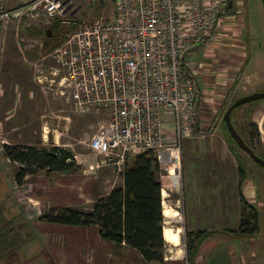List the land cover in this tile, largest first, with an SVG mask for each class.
Returning a JSON list of instances; mask_svg holds the SVG:
<instances>
[{
	"label": "rangeland",
	"instance_id": "374dc122",
	"mask_svg": "<svg viewBox=\"0 0 264 264\" xmlns=\"http://www.w3.org/2000/svg\"><path fill=\"white\" fill-rule=\"evenodd\" d=\"M14 1L20 2L21 0ZM234 1L235 6L229 13L231 14L229 17L231 30L239 36H242L241 51L247 52L248 50L251 57L252 52L257 50L259 41L264 44L263 37H258L256 39L257 35L259 36L260 34L259 26H264V7L262 0ZM10 5H13L11 0ZM69 7L70 9L67 13L66 0L65 13L61 17V20L55 23L53 21L47 25L42 20H36L26 16H23L21 20L16 23L14 22V17L16 16H14L6 23L3 30L0 28V200L1 198H7V202L5 199L0 201V226L3 224L23 226L22 234L33 231L35 237L38 234V229L37 225H33L32 223L43 211H39L40 204L36 201H43L41 197L45 189L42 187L46 188L49 178L52 180L51 183L55 184L61 181L64 176H55L54 174L46 175L45 172H41L43 174H37L28 180L26 188L20 189L23 193V197H21V193L18 192L21 200L18 199L13 192V177L18 163L12 162L5 155L3 144L28 143L32 141L40 146L59 143L74 151V153L78 154L81 158H84L85 162H82L81 166L93 167L94 160H96L97 157H95L94 151L90 148L89 143L105 117L103 111L75 110L72 103L67 101V84L60 82L61 73H53L55 68L60 66L54 54L58 51V48L66 47L68 32L70 33L79 28L81 24L90 23L97 18L112 16L114 14V0H70ZM237 20L240 21V23ZM248 21L249 24L255 25L254 35L250 37L249 32L247 33L248 35L245 36L247 31L246 24ZM48 28L52 30L51 36L47 35ZM246 37H248L247 42L244 43L243 41ZM228 40L229 38L222 39L219 37L218 43L222 42L221 44H223ZM240 41L236 42L237 45L235 49L240 48ZM208 43L209 41L203 42L198 48L194 49L195 53L198 49L207 47ZM221 44H217L216 46ZM198 63V59L192 61L188 65L187 71L193 74L195 86L201 93L204 90L202 87L204 81L200 74L197 73ZM247 66L248 69L246 71L248 74L253 72V70H255L256 73L261 71L259 67H256L252 59L246 63L245 69ZM50 78H55V80L52 81V86H49ZM36 81L42 82V84L39 85ZM259 90H264V87H260L258 90H249L246 94ZM43 96H45L44 99H50L49 101L53 103L51 110L46 113L45 119L49 122V125L55 126L56 129L49 134L48 129H46L47 127H43L42 122L40 125V122L36 121L35 126L36 128H40L41 131L39 130L38 137L34 135L32 140V138H30L33 132L31 128H22V126L31 127V125H25L26 118L24 117L21 107H19L18 100L31 101V99L37 100ZM235 99H229L227 102L231 104ZM262 101L264 102V99ZM227 107L226 105H221L219 113L216 114V133L210 138L186 136L182 138L180 142H177L173 134V125L164 132L162 148H180V152H177L176 149L168 150V159L160 160L161 171L159 176L163 182V186H166L168 189V195L164 199L165 203L170 207L171 211L178 212L177 215L169 219L168 224V230L171 225L175 227L174 233L172 232L174 243H171L174 246H172L169 251L170 254H168L171 259L173 256H178L179 259H183L185 256L184 245L186 246V238L184 235V240H182L183 230L181 227L183 224L185 228L187 227L190 229L192 225L203 222L206 216H209L215 224H222L224 226L235 224L233 213L235 206L234 199L237 195L236 192H232L231 187L237 184L235 179L239 178L237 157H240L242 166L245 167L244 169L248 175L256 173H262L264 175L263 167L252 160V158L243 149L238 147L236 143L228 140V136L221 126V120L225 113L224 109ZM7 109L13 110V115L7 120L8 122L2 120V116L7 112ZM250 109L251 104H244L237 108L233 112V120L245 139L250 144H253L252 146L256 148L258 152H262L258 149L260 139L255 138L252 143L249 136L250 130L254 133V127L249 124L250 121H253L252 114L250 115L251 118H249ZM162 112L163 120L169 121L171 115H166L164 111ZM17 115L22 116L17 117ZM25 115L27 116V114ZM31 118L32 114H29V119L31 120ZM46 121L45 123H47ZM166 124L168 125V123ZM22 131L24 134H27L24 138L21 137ZM45 133H47V135ZM42 137H45V143L41 140ZM6 140H9V142H5ZM17 140L23 142H16ZM39 142L42 144H39ZM211 146L216 147L222 152L218 159L209 155L208 148L205 149V147ZM199 147H203V149L201 150ZM157 153L159 156V152ZM133 160L134 157H132L127 164H131ZM178 166H180V176L175 178L171 174L174 168L178 171ZM82 169L81 167L80 173H83ZM96 176V180L98 181L95 186L97 190L100 191V196L107 194L114 186L123 184V173L119 172L114 166L102 168L96 173ZM42 177L43 184L41 187L38 185ZM255 178L257 183L261 182L259 181L260 177L258 175H255ZM219 179H223L220 181H226V184H228L224 185L222 188L221 185L218 184ZM49 188L51 187H48V189ZM28 196L31 197L28 198ZM13 198L17 203H19V201H23L24 203L23 209L20 204H17V209L13 211L17 212L20 210L22 214L19 217H12L10 215L5 216L6 212H10L9 210L16 206L14 200H12ZM221 199L227 202L229 208V216L226 218H217L216 216V202L219 203ZM9 201H12V203ZM212 208H214V210H212ZM3 215L5 218L1 220ZM239 224L240 218L237 225L239 226ZM262 226L264 227V211L262 214ZM178 231L181 232L180 237H178ZM184 264L187 263L184 262Z\"/></svg>",
	"mask_w": 264,
	"mask_h": 264
},
{
	"label": "built area",
	"instance_id": "2783aa9c",
	"mask_svg": "<svg viewBox=\"0 0 264 264\" xmlns=\"http://www.w3.org/2000/svg\"><path fill=\"white\" fill-rule=\"evenodd\" d=\"M65 5L66 0H25L11 7L0 0V28L14 16L17 23L23 16L47 25L60 21ZM234 6V0H114L112 16L67 33L66 47L54 54L60 66L53 73H61L75 110L105 113L89 143L95 169L114 166L122 172L147 149L160 156L168 129L163 110L171 115L177 142L213 127L201 119L202 97L187 58L203 42L231 30ZM50 79L52 86L55 78Z\"/></svg>",
	"mask_w": 264,
	"mask_h": 264
},
{
	"label": "crops",
	"instance_id": "0c3cea01",
	"mask_svg": "<svg viewBox=\"0 0 264 264\" xmlns=\"http://www.w3.org/2000/svg\"><path fill=\"white\" fill-rule=\"evenodd\" d=\"M11 1L13 2V5H10V0H8V3L11 7H13L22 4L25 0H21L20 2H15L14 0ZM238 22L240 23V21ZM246 25L247 31L245 36L248 35V32L249 37L254 35L255 25L251 23L249 24V21ZM222 30L219 32H222ZM259 32L260 34L259 36L257 35L256 39L258 37L264 38V26H259ZM220 36L222 39L229 38V40L223 44H221L222 42L218 43L219 40L210 42L208 43L207 47L198 49L196 53L194 52L187 58V62L189 64L196 59L199 60L197 73L200 74L204 81V85L202 86L204 90L201 92V101L203 104L201 119L207 126L213 125V127L210 129L208 127L204 134L201 135V137L204 138H210L216 133L215 124L217 122L215 118L216 114L219 113L221 105L229 103L227 102L229 99L233 100L245 95L249 90H258L260 87H264V44L259 41L257 44V50L252 52L250 57V52H248V50L247 52L241 51L242 36H239L238 34L234 33L233 30L229 29L223 30V33ZM247 38L248 37L244 39V43L247 42ZM237 41H240L239 49H235ZM217 44L221 45L216 46ZM194 54L197 58L194 56ZM250 59L254 61L256 67L261 69L260 72L256 73V71L253 70V72L248 74L246 71L248 66L246 69L245 66L246 63L250 61ZM36 83L40 85L38 81H36ZM44 97L45 96L42 97L43 99L39 98L37 100L31 99V101L18 100L19 107H21L24 117L26 118L25 125H31V127L22 126V128H31L33 132L30 138H32V140L34 135L38 137L40 130V128H36L35 126L36 121L40 122V125L42 122V126L47 127L46 129H48L49 134L51 131L56 129L55 126H52L51 124L50 126L49 122H47L45 119L46 113L51 110L53 103L49 101L50 99H44ZM25 114H27V116ZM29 114H32L31 120L29 119ZM12 115L13 110L7 109V112L2 116V120L8 122L7 120L10 119V116ZM19 116L17 115V117ZM252 120L256 122L259 128L260 142L258 149L262 151L260 153H264L263 101L260 102L252 112ZM45 121L47 123H45ZM164 123L168 129L173 125V122L170 120L165 121ZM166 123H168V125ZM45 134L47 135V133ZM26 136L27 134H24L22 131L21 137L24 138ZM41 140L43 143L46 142L45 137H42ZM5 142H9V140H6ZM16 142L23 141L17 140ZM28 143L35 144L32 141H29ZM39 144L42 143L39 142ZM199 148L201 150L203 149V147ZM206 148H208L209 155L216 159H218L220 154H222V152L216 147L211 146L205 147V149ZM77 162L82 165L79 161ZM81 167L83 168V173H80L81 169L75 173H63L59 171L53 172L52 174L55 176L64 177H62L61 181L55 184H52V180L49 178L46 188L42 187V179L44 176L41 178L38 186H41L43 189H45V191L41 197L43 201L36 200L40 204L39 211H44V209L48 208L49 206H91L94 200L100 196V191H98L95 186V184L97 185L98 181L96 180V173L104 167L98 169H95L94 166ZM178 167V171H176L174 168V171L171 174L175 178L180 176V166ZM41 172H45V170H41L37 174H43ZM37 174L27 175L23 185H18L15 180H13V192L16 194L18 199H20L18 192H20L22 195L21 197H23V193L20 191V189L26 188L28 185V180ZM255 175L260 177L259 181L261 182L257 183L255 181ZM220 180L223 179H219L218 181V184H220L222 188L224 185L228 184H226V181ZM235 180L237 184H234V187H231L232 192H236L237 195L234 199L235 206L233 213L235 224L230 226L215 224L214 221L209 218V216H206L204 217L203 222L192 225L190 228L191 230L208 229L209 231V233L206 236H203L199 241V248L196 251L195 257L196 264H264V227L262 226V214L264 211V175L262 173L251 175L247 174V177L242 185V194L244 199L253 205L259 212L260 227L259 230L253 234H242L229 231V229L238 227L237 223L241 217V211L244 204L239 194V178ZM48 187L51 188L48 189ZM163 187L166 190V197L168 195V189L166 186ZM29 197L31 196H28V198ZM4 199L7 202V198H1L0 201ZM12 200H14V198ZM9 202L12 203V201ZM14 204L16 205L14 206L15 208L9 210L10 212H6L5 216H21L22 213L20 210L17 212L13 211L17 209V204H20L21 208L23 209V201H19V203H17V201L14 200ZM212 210H214V208H212ZM215 211L217 218H226L229 216L227 202L222 199L219 201V203L216 202ZM177 214L178 212L171 211L170 207L165 203L164 200L163 230L166 253L164 261L162 262L147 261L142 257L139 251L132 248H126L120 253H116L114 242L102 237L99 227L95 224L88 226L71 225L36 219L33 221V224L37 225V236L20 246L17 250V254L7 259L1 260L0 264H184V262L189 264L186 256V249L183 259H179L178 256H173L171 259L168 256V254H170V249L172 246H174L171 243H174L172 234L174 233L175 229V227L171 225L168 230L169 219ZM179 233L180 232L178 231V237H180Z\"/></svg>",
	"mask_w": 264,
	"mask_h": 264
},
{
	"label": "trees",
	"instance_id": "16d2710c",
	"mask_svg": "<svg viewBox=\"0 0 264 264\" xmlns=\"http://www.w3.org/2000/svg\"><path fill=\"white\" fill-rule=\"evenodd\" d=\"M57 21L55 20L54 23ZM263 99L243 103L234 110L244 104H251L249 111V118H251L250 115ZM225 105L229 106L230 104ZM234 110L231 114L233 123ZM221 121V126L224 128L228 140L237 144L229 133L224 117ZM249 124L254 127V133L249 131L253 143L255 138L260 139L259 128L253 121H250ZM239 133L243 136L240 131ZM243 138L245 139L244 136ZM245 141L253 147V144H250L246 139ZM254 149L264 157L256 148ZM3 150L12 162L18 163L14 174V180L18 185L24 184L27 175L37 174L41 170H45L47 174H52L56 171L75 173L81 169V165L74 157V151L61 144L51 143L50 145L39 146L29 143H4ZM237 162L239 164L238 188L244 204L239 226L229 229V231L253 234L260 227L259 212L243 197L242 185L247 177V172L242 166L240 157H237ZM160 171L161 162L157 151L147 149L136 154L132 163L125 166L121 172L123 173V184L114 186L106 195L97 197L90 207L52 206L42 211L37 219L71 225L88 226L95 224L99 227L102 237L114 242L116 253H120L126 248H132L139 251L147 261L162 262L165 257L163 222L166 190L159 176ZM4 218L3 215L1 220ZM21 232V226L14 224L0 226V261L17 254L20 246L35 237L33 231L26 234ZM208 233V229L191 230L185 228L186 256L189 264H196L195 257L199 248V241ZM179 234L181 236V232Z\"/></svg>",
	"mask_w": 264,
	"mask_h": 264
},
{
	"label": "water",
	"instance_id": "95a60500",
	"mask_svg": "<svg viewBox=\"0 0 264 264\" xmlns=\"http://www.w3.org/2000/svg\"><path fill=\"white\" fill-rule=\"evenodd\" d=\"M262 4L264 7V0H262ZM47 35L51 36L52 35V30L51 28L47 29ZM264 98V90H259V91H254L251 93H248L246 95L240 96L238 97L236 100H234L226 109L225 113H224V120L226 122V125L228 127L229 133L230 135L235 139V141L237 142L238 146L243 149L257 164H259L261 167L264 168V157H262L261 155H259L255 149L253 147H251L243 138V136L239 133V131L237 130V128L235 127L233 121H232V111L234 110V108H236L237 106L249 102V101H253V100H259ZM167 154H169L168 150H163L160 152V156L159 159L160 160H166L168 159ZM182 240H184V235H185V225L183 224L182 226ZM165 239V238H164ZM185 249L186 246L184 245Z\"/></svg>",
	"mask_w": 264,
	"mask_h": 264
},
{
	"label": "bare ground",
	"instance_id": "6f19581e",
	"mask_svg": "<svg viewBox=\"0 0 264 264\" xmlns=\"http://www.w3.org/2000/svg\"><path fill=\"white\" fill-rule=\"evenodd\" d=\"M164 111V110H163ZM165 112V114L166 115H170L168 112H166V111H164ZM162 119H163V117H162ZM175 137V136H174ZM170 149H176L177 150V152H180V148H178V147H175V148H166V149H164V150H170Z\"/></svg>",
	"mask_w": 264,
	"mask_h": 264
}]
</instances>
